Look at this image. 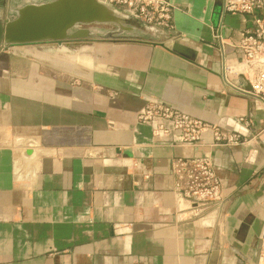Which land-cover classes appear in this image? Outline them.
Returning <instances> with one entry per match:
<instances>
[{"label": "crops", "instance_id": "obj_1", "mask_svg": "<svg viewBox=\"0 0 264 264\" xmlns=\"http://www.w3.org/2000/svg\"><path fill=\"white\" fill-rule=\"evenodd\" d=\"M169 1L165 35L136 23L75 53L0 47V264H264V104L230 87L246 88L242 59L215 40L250 22L222 0ZM152 102L243 143L172 148L137 122ZM203 155L221 202L196 216L171 160Z\"/></svg>", "mask_w": 264, "mask_h": 264}, {"label": "built area", "instance_id": "obj_2", "mask_svg": "<svg viewBox=\"0 0 264 264\" xmlns=\"http://www.w3.org/2000/svg\"><path fill=\"white\" fill-rule=\"evenodd\" d=\"M124 11L149 27L171 30L172 5L169 0H99ZM225 13L245 17L250 26L241 30L237 42L225 43L220 35L215 40L229 44L241 56L242 79L250 90L230 86L237 94L253 97L264 104V2L263 0H222ZM137 122L151 127L152 134L172 148L205 145L203 136L211 135L210 147L237 146L243 142L239 135L226 133L218 126L204 123L183 114L176 108L152 102L141 109ZM175 189L182 199L192 205L195 215L221 202L220 182L209 156L171 160ZM264 262V234L259 247Z\"/></svg>", "mask_w": 264, "mask_h": 264}, {"label": "water", "instance_id": "obj_3", "mask_svg": "<svg viewBox=\"0 0 264 264\" xmlns=\"http://www.w3.org/2000/svg\"><path fill=\"white\" fill-rule=\"evenodd\" d=\"M17 1L8 0L10 16L0 19V47L55 44L57 48L98 41L99 32L93 26L112 25L116 28L104 37H118L128 34L134 37L136 27L128 21H135L148 32L166 34V30L149 27L124 11L99 0H30L12 7ZM171 50L181 56H188L185 46L174 43ZM246 89L250 90L246 85ZM31 154V152H27Z\"/></svg>", "mask_w": 264, "mask_h": 264}, {"label": "rangeland", "instance_id": "obj_4", "mask_svg": "<svg viewBox=\"0 0 264 264\" xmlns=\"http://www.w3.org/2000/svg\"><path fill=\"white\" fill-rule=\"evenodd\" d=\"M26 2H30V0H22V1H17L14 4H12V7H17L22 5L23 3ZM9 5H8V0H0V17L2 16H10V12H9ZM128 25L129 26H133V27H137L136 26V22L135 21H128ZM94 29H96L99 32V35L97 37L98 41H91V42H86L83 45L85 46H101V45H112V44H117V43H121V42H127L132 40V38L128 35V34H122L121 36L118 37H104V35L113 32L116 30V28L112 25H98V26H93ZM81 45V46H83ZM32 46V45H31ZM36 46V45H33ZM80 45H73L70 46L69 50L72 53H75V50H78L79 47H81ZM38 47V51L46 53L48 55H55L56 51H57V47L55 46V44H51V43H43V44H39L37 45ZM60 56L62 54L58 53Z\"/></svg>", "mask_w": 264, "mask_h": 264}, {"label": "bare ground", "instance_id": "obj_5", "mask_svg": "<svg viewBox=\"0 0 264 264\" xmlns=\"http://www.w3.org/2000/svg\"><path fill=\"white\" fill-rule=\"evenodd\" d=\"M61 47H65V46H61ZM66 48V47H65ZM66 49H68V48H66Z\"/></svg>", "mask_w": 264, "mask_h": 264}]
</instances>
